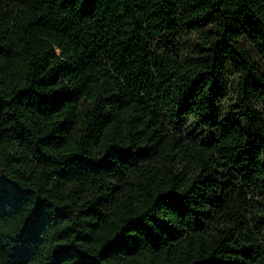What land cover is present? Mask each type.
<instances>
[{
    "label": "trees",
    "instance_id": "obj_1",
    "mask_svg": "<svg viewBox=\"0 0 264 264\" xmlns=\"http://www.w3.org/2000/svg\"><path fill=\"white\" fill-rule=\"evenodd\" d=\"M261 65L264 0H0V264H264Z\"/></svg>",
    "mask_w": 264,
    "mask_h": 264
},
{
    "label": "rangeland",
    "instance_id": "obj_2",
    "mask_svg": "<svg viewBox=\"0 0 264 264\" xmlns=\"http://www.w3.org/2000/svg\"><path fill=\"white\" fill-rule=\"evenodd\" d=\"M196 37H197V35H194V36H192L190 38L191 41L190 40H183L182 41L181 44H182V47H183L184 58H188L191 55V51H192L193 44H194V42L192 40H194ZM253 56L259 62V58L255 55V53H253ZM261 69L264 72V66L263 65H261ZM262 109L264 111V106H262ZM187 131H188V129H184V132L187 133ZM256 198H260V197L258 196ZM261 237L264 239V225L261 228Z\"/></svg>",
    "mask_w": 264,
    "mask_h": 264
}]
</instances>
